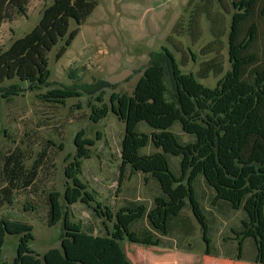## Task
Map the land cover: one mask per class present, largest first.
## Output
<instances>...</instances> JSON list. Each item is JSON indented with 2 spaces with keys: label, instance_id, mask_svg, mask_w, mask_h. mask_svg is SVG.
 <instances>
[{
  "label": "trees",
  "instance_id": "16d2710c",
  "mask_svg": "<svg viewBox=\"0 0 264 264\" xmlns=\"http://www.w3.org/2000/svg\"><path fill=\"white\" fill-rule=\"evenodd\" d=\"M225 1L232 12L226 34L229 70L224 73L220 54L215 50V61L204 63L201 76L182 73L174 54L182 52L181 44L174 38L181 36L183 27L176 23L174 37L167 39L173 51L164 48L152 57L131 94L112 92L107 105L101 93L94 100L97 106L89 105L93 124L105 119L109 111L124 124L118 188L126 170L149 176L159 190L151 208L129 203L113 214L108 206L96 201V192L81 180V175L83 161L90 159V148L100 135L97 133V138L91 140L80 131L74 139L75 154L65 158L64 193L46 194L48 227L62 222L59 247L40 256L29 246L33 241L31 225L1 218L0 264H131L121 242L160 247L162 239L169 236L171 222L187 208L200 226L208 250L207 218L196 189L199 181L212 191L213 205L221 202L245 214L240 228L232 230L238 241L236 260L242 258L243 242L251 239L256 252L254 263L264 264V51L261 55L252 51L259 40V21H264V0H190L187 8H192L184 31L196 42L201 35L198 19L203 16L211 24L214 41L221 45L225 35L221 27L223 14L215 7L229 14ZM29 2L0 0V27L15 17L25 16ZM96 6L95 0H52L38 24L0 54V84L18 80L26 83L30 92L47 87V54L62 43L55 55L59 61ZM72 23L76 27L70 30ZM209 74L217 78L222 75L214 88L198 80L207 79ZM14 89L18 88L11 87ZM77 89H55L41 98L64 105L69 99L82 97ZM141 123L151 129L149 134L138 132ZM176 124L193 140L181 142L171 131ZM149 144L155 151L141 154ZM168 156L179 158L177 175L171 171ZM23 164L18 154L4 159L0 207L11 203L18 187L27 189L34 183L39 163L30 172L24 171ZM76 203L104 219V235L87 233L80 223L72 221L69 208ZM107 223H112V229ZM142 223L145 226L139 227ZM7 235L18 237L11 263L2 260Z\"/></svg>",
  "mask_w": 264,
  "mask_h": 264
},
{
  "label": "rangeland",
  "instance_id": "374dc122",
  "mask_svg": "<svg viewBox=\"0 0 264 264\" xmlns=\"http://www.w3.org/2000/svg\"><path fill=\"white\" fill-rule=\"evenodd\" d=\"M95 1V10L79 27V34L65 55L59 61L55 60L62 43H58L47 54L50 71L47 87L30 92L28 85L18 80L0 84V179L3 178L1 169L4 159L13 153L23 158L25 172L32 171L37 163L40 165L34 183L27 189L18 187L13 192L11 203L0 207V219L31 225L33 241L29 246L40 256L60 245L62 222L48 227L46 194L51 191L61 195L64 193L65 158L75 154L74 139L80 131H84L85 137L91 140L97 138V133L100 135V140H96L90 148V159L83 161L81 180L96 192L95 199L102 206H108L113 214L129 203H142L151 208L153 198L159 194L158 186L152 178L130 174L129 170H126L118 188L120 146L125 126L110 111L100 123L93 124L89 120V105L97 106L94 102L96 97L104 93V103L108 105L112 92L131 94L152 57L162 53L164 48L172 50L167 39L174 37L172 34L176 23L183 27L179 33L181 36L174 38L181 44L182 52L174 54L182 73L201 76L204 63L214 58L215 50L220 54L224 73L230 68L226 34L232 12L226 1L229 14L215 7V11L223 14V26L221 22L219 24L225 32L221 45L214 41L211 24L203 16L198 19L201 35L196 42H192L187 31H184L192 8H187L190 0ZM51 3L52 0H30L25 16L15 17L2 24L0 54L28 34ZM75 27L72 23L70 30ZM213 27L216 29L217 25ZM258 33L259 40L253 45L252 51L261 55L264 51L262 20L259 21ZM208 76L207 79L198 80L204 86L214 88L222 75L219 78L212 74ZM75 86L79 88L77 92L82 97L69 99L64 105L41 98V95L49 91L75 89ZM11 87L18 89L11 90ZM7 92L14 95H7ZM137 130L146 134L151 131L144 123L139 124ZM171 131L181 142L193 140L182 133L179 124ZM152 151L155 150L149 144L140 152L149 154ZM168 161L171 171L177 175L179 158L168 156ZM196 189L207 218V237L210 240L208 250L202 230L187 208L179 218L171 222L169 236L162 239L160 247L121 242L131 264H255L256 252L251 239L243 242L242 258L236 260L238 241L232 230L240 228L245 214L233 211L221 202L213 205L212 191L202 181H199ZM61 203L65 205L62 198ZM91 207L94 208L95 204ZM69 209L72 221L80 223L85 232L94 236L104 235V219L98 218L91 209L80 203ZM107 225L112 229V223ZM142 226L145 223L139 227ZM17 245V236L5 237L2 249L4 262L11 263L14 260Z\"/></svg>",
  "mask_w": 264,
  "mask_h": 264
}]
</instances>
